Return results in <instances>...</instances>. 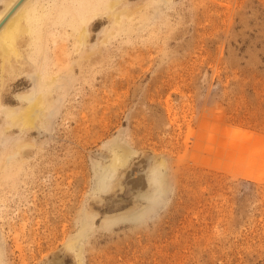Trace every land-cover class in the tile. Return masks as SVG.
<instances>
[{"label": "rangeland", "instance_id": "obj_1", "mask_svg": "<svg viewBox=\"0 0 264 264\" xmlns=\"http://www.w3.org/2000/svg\"><path fill=\"white\" fill-rule=\"evenodd\" d=\"M125 1L130 16L85 24L87 60L71 41L59 56L71 78L50 129L30 131L28 164L0 182L1 264H77L65 247L82 208L83 264H264V0ZM115 139L135 154L96 194L91 165ZM163 161L160 200L149 174Z\"/></svg>", "mask_w": 264, "mask_h": 264}, {"label": "bare ground", "instance_id": "obj_2", "mask_svg": "<svg viewBox=\"0 0 264 264\" xmlns=\"http://www.w3.org/2000/svg\"><path fill=\"white\" fill-rule=\"evenodd\" d=\"M125 3V0H0V122L5 123V127L0 129V182L12 180V173L23 170L22 165L28 164L26 158L32 154L29 152L32 146L30 131L38 129L43 134L50 129L48 124L55 116V101L58 97H64L71 78L69 74H59L60 68L56 66L59 56L68 53L66 44L71 41L74 53L80 51L86 55L89 47L86 46L88 34L85 24L105 14L117 23L120 14L131 15L129 10L121 8ZM116 7H120V11L116 12ZM49 50L53 53L52 57ZM86 56L87 60L90 56ZM49 58L56 62L49 63ZM24 72H27L28 77H25ZM14 81L16 87L27 82L26 86L30 88L10 90L9 84ZM4 128L9 131L20 130L23 135L11 138ZM131 149L115 139L108 145L110 153L107 159L102 163H92L93 190L96 194L107 193L118 186L119 179L116 177L119 169L127 167L135 154ZM167 176L165 161L150 169L149 177L156 190L155 198L161 200L168 194L170 184ZM150 198L147 193L138 196L139 201ZM138 209L108 222H136L146 214L145 208ZM93 221L91 211L82 208L76 237H71L72 241L69 239L66 243L65 248L75 250L77 264H83V244L78 247L75 242H84L88 238ZM25 227L23 223V233ZM62 233L66 236L65 225ZM12 239H16V233ZM16 248L19 250L20 246ZM19 252H22L21 248ZM22 256H19L21 264H27ZM31 257L35 260L34 251ZM54 257L56 262L61 263L66 256L54 254ZM48 264L56 263L48 261Z\"/></svg>", "mask_w": 264, "mask_h": 264}]
</instances>
